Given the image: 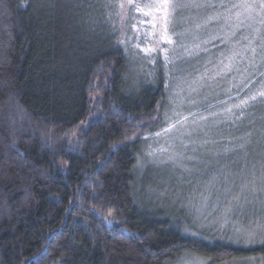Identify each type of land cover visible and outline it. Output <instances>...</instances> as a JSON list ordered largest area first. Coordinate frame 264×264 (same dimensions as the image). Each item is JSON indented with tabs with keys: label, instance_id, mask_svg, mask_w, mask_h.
Masks as SVG:
<instances>
[{
	"label": "trees",
	"instance_id": "obj_1",
	"mask_svg": "<svg viewBox=\"0 0 264 264\" xmlns=\"http://www.w3.org/2000/svg\"><path fill=\"white\" fill-rule=\"evenodd\" d=\"M105 3L0 0V264L264 259L226 233L187 235L143 191L154 181L136 175L137 151L168 80L130 79L124 20Z\"/></svg>",
	"mask_w": 264,
	"mask_h": 264
},
{
	"label": "rangeland",
	"instance_id": "obj_2",
	"mask_svg": "<svg viewBox=\"0 0 264 264\" xmlns=\"http://www.w3.org/2000/svg\"><path fill=\"white\" fill-rule=\"evenodd\" d=\"M160 2L161 0H134V3L139 4L146 11L150 10L153 13L152 17H145L136 13L134 9L126 8L123 22L125 50L128 58L126 68L130 79L138 80L139 73H142L145 80L152 82L159 75L158 70L163 69L164 72L165 52L161 49H167L170 61H175L177 56L181 57L179 64H169L168 73H164L168 83H172L173 86L167 88L161 122L149 131L139 143L136 156V175L141 176L144 172L150 173L149 181L153 180L154 185L153 182H145L143 191L148 193V197L157 205L165 207L166 212H172L177 218H181L186 225H184L185 228L188 229L187 235L196 238L199 235H192V232L201 234L200 231H204L219 236L226 233L229 238L234 239V227L250 228L252 221L264 224V214L260 213L258 202L254 206L252 204L246 206L248 215L233 216L227 223L221 219L220 210L213 212L211 208L205 210L204 214L207 219L197 217L194 208L188 206V202L191 200L198 207L201 192L209 197L210 203H215L217 195L222 200L231 199L240 193L241 184L245 179H252L249 172L253 164L256 165V180L257 186H259L261 165L264 164V156H262L264 145L258 143V140H260V130L264 128V108L257 105L255 108L248 109L245 118L238 119L244 130L236 134V116H239V112L234 110L235 115L229 117L224 114V109L239 103V100L236 99V86L240 81L239 75L235 76V80L229 76L225 79L209 82L198 94L191 95L190 98L196 101L194 105L183 102L187 93L182 94L177 99L175 106L169 103L173 92L177 91L174 81L182 75L187 76L189 73L191 74L189 79L196 77L198 73L204 70V60L210 56L218 55V53L212 50L207 55L201 54L198 58H187L180 51L181 44L191 46L193 43L207 39L209 30L196 28V24L200 23L206 15L204 10L186 9L178 11L175 15V23L167 26V34L172 37L174 43L171 45L164 42L151 43L152 39L159 41L160 35L164 33L163 13L157 11ZM231 2H237V0H231ZM140 21H147L149 25L154 24L155 27H145L144 24L138 23ZM134 24L138 25L139 31L132 27ZM144 33H155L156 35L155 37L149 35L145 39ZM177 34H180L179 41H177ZM244 35H248V32L246 31ZM197 37L198 40L195 39ZM141 41L143 42L141 43ZM137 43H141V47L157 48V51L148 55L142 52L137 53L134 49V45ZM208 47L211 49L212 45L209 44ZM176 67L184 69V72H176ZM230 87L231 90L229 91ZM140 88L142 87L140 86ZM181 102H183L182 106H180ZM173 110L180 113L181 116L188 117L187 125L177 126L172 131L164 133L161 129L167 127L164 118L165 112L174 122L176 117L172 116ZM189 113L194 115L189 116ZM212 113L216 115L213 116ZM202 116L208 118L201 120L200 117ZM193 120L196 121L195 125L192 123ZM250 121H252L251 124ZM189 131L192 132L190 136L185 134ZM157 132H161L159 137L155 136ZM247 132H252L253 135L251 144L246 149L247 155H245V152L240 151L237 146L244 142L242 138ZM204 141H209V143L205 144ZM160 148H166L168 151L163 154L157 152L155 156L148 155V153L156 152ZM179 154H183V159L178 158L175 163L168 159L169 155L179 156ZM188 157H196V162L190 161ZM185 166L192 171H184ZM226 174L229 177L227 182L224 180ZM213 177H215L214 180ZM209 180H212V184L206 187ZM225 188L230 189L226 197ZM256 195L260 200H264V192ZM243 196H246L249 201L253 200V193L248 190H245ZM182 205L184 206L182 207ZM253 211L256 212L255 216L252 215ZM194 218H196L195 223H193ZM200 237L205 238L207 236H204L203 233ZM236 245L244 247L243 245ZM194 256L200 257L187 251L170 264H181L182 260H189ZM202 259L208 264H264V259H257L255 256L235 258L222 263H214L206 258Z\"/></svg>",
	"mask_w": 264,
	"mask_h": 264
},
{
	"label": "snow or ice",
	"instance_id": "obj_3",
	"mask_svg": "<svg viewBox=\"0 0 264 264\" xmlns=\"http://www.w3.org/2000/svg\"><path fill=\"white\" fill-rule=\"evenodd\" d=\"M105 8L116 7L119 9L116 15L121 18L123 22L126 12V8L134 9L136 13L142 14L145 17H152L153 13L150 10H145L139 4L134 3V0H106L104 4ZM204 10L206 12L203 20L196 24V28L199 30L204 28L208 31L207 39L201 40L197 43H193L191 46L187 44L180 45V51L184 57L187 58H198L201 54L207 55L210 51L215 50L218 55L210 56L203 62V72L198 73L194 78L189 79L187 76L182 75L174 81V85L177 91L173 92L172 98L169 103L173 106L176 105L177 99L187 93L185 101L191 104H195L196 101L190 97L192 94H198L201 89L206 87L209 82L216 81L217 79H225L229 76L233 77L239 75L240 81L238 84L239 90H247L243 98L239 95L237 99L239 103L233 104L228 108L224 109L226 116L235 115L234 110L239 112V116L236 119H243L246 116L248 109L255 108L257 105L264 108V0H237V2H231V0H161L157 11L163 13L164 19V33L160 35L159 41L152 39L151 43L164 42L169 45L173 44V39L167 34V26L175 23V15L180 10ZM113 13H108V18L111 19ZM138 23L144 24L145 27H155V25H149L147 21H140ZM259 25V27H257ZM214 26V27H213ZM134 29L139 31L138 25L132 26ZM115 28V25H113ZM248 35H244L245 32ZM144 38L147 39L149 35L155 37V33L149 34L144 33ZM180 34H177V41H179ZM195 39H199L198 37ZM143 41H141L142 43ZM120 44H124L125 41H118ZM141 43L134 45V49L137 53H144L145 55L154 53L157 48L151 46L141 47ZM211 44L212 48L209 49L208 45ZM165 52V72L168 73L169 64H179L181 57L177 56L175 61H170L167 54V49H161ZM211 66V67H209ZM176 72H184V69L176 67ZM259 77V79H256ZM172 83H165V88L172 87ZM254 86V87H253ZM231 87L229 88V91ZM181 102V105L183 104ZM194 115L189 113V116ZM211 115H216L212 113ZM172 116L176 117L175 121L172 122L168 113L165 112L164 118L167 123V127L161 129L162 132L168 133L175 129L177 126H186L188 117L181 116L180 113L173 110ZM208 117H200L201 120H206ZM234 122V121H233ZM193 125L196 121L193 120ZM252 121H250V124ZM186 135H192V132H186ZM161 132L155 133V136L159 137ZM253 133H245L244 142L239 144L237 147L240 151H244L247 155L246 149L251 144V137ZM205 144L209 141H204ZM258 143L264 145V128L260 130V140ZM168 149L160 148L156 152L148 153L150 156H155L157 152L163 154ZM264 156V153H262ZM183 159V154L179 156L169 155L168 159L176 162L177 159ZM192 162H196V157H188ZM163 162V161H162ZM184 171L191 172L192 169L184 167ZM249 175L252 177L251 180L245 179L241 184L240 193L233 196L231 199H221L217 195L215 203H210L209 197L205 196L203 192L200 193L199 206H195L192 201L188 202V206L194 208L197 217H203L207 219L204 214L206 209L211 208L212 211H221V219L227 223L233 216H246V206L255 203L260 204V213L264 214V200H260L256 195L257 193L264 192V164L261 165L260 173V184L257 186L256 180V165L253 164ZM213 180L215 177L212 178ZM229 179L228 175L224 176L225 182ZM212 184V180H209L208 185ZM245 190L253 193V200L249 201L246 196H243ZM230 192L229 188L224 189L225 197ZM243 197V199H242ZM184 205H182L183 207ZM211 214V213H209ZM252 215L255 216L256 212L253 211ZM196 222V218L193 219V223ZM252 223V227H234L235 238H230L232 243L243 245L244 247H264V224ZM188 231V229H185ZM192 235H199L197 232H192ZM33 264L35 262L33 261ZM181 264H208L207 261L200 257H192L189 260H182Z\"/></svg>",
	"mask_w": 264,
	"mask_h": 264
}]
</instances>
